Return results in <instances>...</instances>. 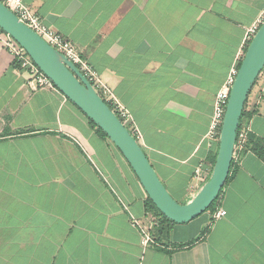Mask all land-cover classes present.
<instances>
[{"label": "crops", "instance_id": "1", "mask_svg": "<svg viewBox=\"0 0 264 264\" xmlns=\"http://www.w3.org/2000/svg\"><path fill=\"white\" fill-rule=\"evenodd\" d=\"M22 1L77 46L170 194L189 202L218 149L206 140L216 96L264 0ZM248 110L264 140V74ZM233 163L225 217L156 226L142 246L133 221L157 215L126 159L59 90L31 89L0 40V264H264V162L236 148Z\"/></svg>", "mask_w": 264, "mask_h": 264}, {"label": "water", "instance_id": "2", "mask_svg": "<svg viewBox=\"0 0 264 264\" xmlns=\"http://www.w3.org/2000/svg\"><path fill=\"white\" fill-rule=\"evenodd\" d=\"M0 29L21 46L36 66L71 103L93 121L126 159L148 198L167 219L185 224L204 214L219 197L230 175L245 104L264 70V23L238 69L224 116L215 163L207 181L186 203L170 194L140 143L98 94L88 79L63 54L0 2Z\"/></svg>", "mask_w": 264, "mask_h": 264}, {"label": "built area", "instance_id": "3", "mask_svg": "<svg viewBox=\"0 0 264 264\" xmlns=\"http://www.w3.org/2000/svg\"><path fill=\"white\" fill-rule=\"evenodd\" d=\"M0 2L9 8L18 19L27 25L30 29L35 31L40 37H42L48 44L63 54L69 61H71L80 72L88 79L98 94L104 99L107 104L112 106V110L117 113L127 127L132 129V135L139 142L141 139L140 133L136 128H133V120L131 114L116 100L111 90L102 84L98 73L94 70L91 64L84 60L77 46L66 39L58 31L45 24L44 20L32 11L22 0H0ZM264 23V12L261 14L257 22L248 29L246 35V45L249 43L261 25ZM0 40L4 49L12 55L18 68L26 73L28 86L33 90L39 89H56L52 81L36 66L32 59L28 56L26 51L19 46L15 40L0 29ZM238 70L233 69L230 76L226 80L223 89L217 94L215 100V106L209 131L206 135L208 142V148H214V145L219 143L222 124L226 113L227 103L230 97V92L233 87ZM246 140V134L241 132L237 134L236 148H243ZM210 168H207L204 162L196 168L194 173V180L206 182L211 173ZM227 215V212L223 209L217 210L212 214L213 221L219 220ZM133 225L141 233V244L144 247H148L153 242L152 231L159 225V218L152 215L150 217V224L145 225L139 220L134 219Z\"/></svg>", "mask_w": 264, "mask_h": 264}, {"label": "trees", "instance_id": "4", "mask_svg": "<svg viewBox=\"0 0 264 264\" xmlns=\"http://www.w3.org/2000/svg\"><path fill=\"white\" fill-rule=\"evenodd\" d=\"M2 31V30H1ZM250 42L247 43V45L245 46L244 48V52H243V57L247 51V48L249 46ZM243 57H242V60H243ZM242 60L239 64V67L241 66V63H242ZM264 74V70L262 72V74L258 77L257 81L255 82L254 84V87L257 85L259 79L262 77V75ZM253 87V89H254ZM56 88V87H55ZM57 89V88H56ZM252 89V91H253ZM251 91V93H252ZM250 93V95H251ZM249 95V97H250ZM248 102H249V98L245 104V108H244V111H243V114H242V118H241V121H240V126H239V130H238V134H240L241 132H244L246 134V140H245V143H244V146H243V150L244 152L248 153V152H252L254 154H256L263 162H264V140L258 138L257 136H255L254 134H252V132H250V130L248 129V126L247 124L245 123V120L246 118L248 117H251L255 111H249L248 110ZM110 106V108L112 109V106L110 104H108ZM116 115L118 116V118L120 119L119 115L116 113ZM121 120V119H120ZM89 122L92 124L93 127H95L98 131V133L104 137V138H107L108 139V136L91 120H89ZM218 146V144H217ZM218 150V149H217ZM216 156H217V151L216 153L214 154L213 158H212V166L214 165L215 163V160H216ZM234 163L232 162V166H231V171H230V175H229V178L227 180V183L231 177V174H232V170L234 169ZM226 183V184H227ZM225 188V186H224ZM223 188V189H224ZM223 189L219 195V197L216 199V201L211 205V207L206 211V212H212L215 213L216 212V206L221 198V195H222V192H223ZM148 206L154 210V212L156 213L157 217L160 219L159 220V227H161V229L159 230V232H163L165 230V223L169 224V225H172L174 224L172 221H170L169 219H167L164 215H162L157 209L156 207L154 206V204L152 203V201L148 198ZM205 212V213H206ZM169 227H167V233L169 232ZM192 245V244H191Z\"/></svg>", "mask_w": 264, "mask_h": 264}, {"label": "rangeland", "instance_id": "5", "mask_svg": "<svg viewBox=\"0 0 264 264\" xmlns=\"http://www.w3.org/2000/svg\"><path fill=\"white\" fill-rule=\"evenodd\" d=\"M127 128L129 129V131L132 133V129H131V127L130 126H127ZM218 151V150H217ZM151 163V162H150ZM212 168H213V166H212Z\"/></svg>", "mask_w": 264, "mask_h": 264}]
</instances>
